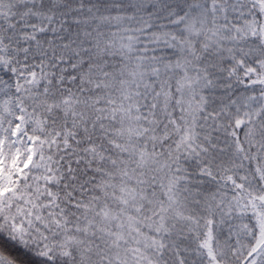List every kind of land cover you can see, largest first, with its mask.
Listing matches in <instances>:
<instances>
[{"label":"snow or ice","instance_id":"snow-or-ice-1","mask_svg":"<svg viewBox=\"0 0 264 264\" xmlns=\"http://www.w3.org/2000/svg\"><path fill=\"white\" fill-rule=\"evenodd\" d=\"M0 264H264V0H0Z\"/></svg>","mask_w":264,"mask_h":264}]
</instances>
